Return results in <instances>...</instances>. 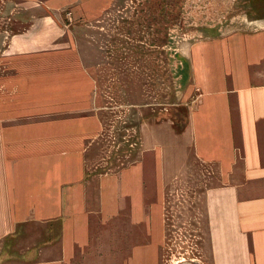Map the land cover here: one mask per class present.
<instances>
[{
    "label": "crops",
    "instance_id": "obj_1",
    "mask_svg": "<svg viewBox=\"0 0 264 264\" xmlns=\"http://www.w3.org/2000/svg\"><path fill=\"white\" fill-rule=\"evenodd\" d=\"M30 1L77 22L100 19L115 2ZM190 68L182 110L193 156L213 176L202 202L208 264H264V27L196 41ZM0 111V177H8L0 179V264H123L126 213L136 231L146 227L131 264L151 259L166 175L157 149L113 164L98 153L102 121L93 112L44 120L26 104Z\"/></svg>",
    "mask_w": 264,
    "mask_h": 264
},
{
    "label": "rangeland",
    "instance_id": "obj_2",
    "mask_svg": "<svg viewBox=\"0 0 264 264\" xmlns=\"http://www.w3.org/2000/svg\"><path fill=\"white\" fill-rule=\"evenodd\" d=\"M68 15H53L30 0H0V104H26L30 115L40 110L44 120L83 119L93 112L102 121L98 153L113 164H132L157 149L166 172L160 237L144 264H208L202 202L212 170L193 156L182 110L191 82L190 48L201 39L264 27V0H115L96 21ZM26 86L27 101L21 96ZM61 130L72 134L77 128ZM145 236L146 227L136 231L126 213L123 264H131Z\"/></svg>",
    "mask_w": 264,
    "mask_h": 264
}]
</instances>
